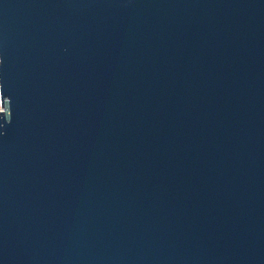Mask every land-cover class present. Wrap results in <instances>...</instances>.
Here are the masks:
<instances>
[{
    "label": "water",
    "instance_id": "95a60500",
    "mask_svg": "<svg viewBox=\"0 0 264 264\" xmlns=\"http://www.w3.org/2000/svg\"><path fill=\"white\" fill-rule=\"evenodd\" d=\"M0 264H264V0H0Z\"/></svg>",
    "mask_w": 264,
    "mask_h": 264
}]
</instances>
